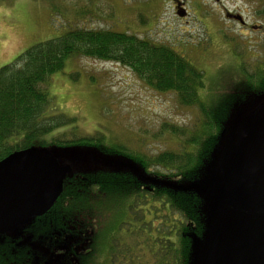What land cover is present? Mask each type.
<instances>
[{
  "label": "trees",
  "instance_id": "obj_1",
  "mask_svg": "<svg viewBox=\"0 0 264 264\" xmlns=\"http://www.w3.org/2000/svg\"><path fill=\"white\" fill-rule=\"evenodd\" d=\"M258 15L261 29L264 7ZM78 57L131 68L149 87L196 107L199 124L189 130L165 123L161 135L170 133L178 149L156 153L135 150L101 130L84 137L65 138V131L48 136L74 121L51 103L48 85ZM244 63L239 85L245 92L264 90V70L257 65L248 73ZM207 80L204 70L167 43L80 25L1 67L0 160L33 145L82 147L93 154L71 161L64 192L50 212L0 236V264H191L190 234H201L209 218L210 197L198 186L208 183L207 169L216 172L227 136L224 109L203 97Z\"/></svg>",
  "mask_w": 264,
  "mask_h": 264
},
{
  "label": "rangeland",
  "instance_id": "obj_2",
  "mask_svg": "<svg viewBox=\"0 0 264 264\" xmlns=\"http://www.w3.org/2000/svg\"><path fill=\"white\" fill-rule=\"evenodd\" d=\"M262 7L264 0H0V68L72 25L136 33L169 44L206 72L203 97L214 108L224 109L227 134L264 102V90L245 92L239 85L242 60L248 73L257 65L264 70V28L256 27ZM227 12L241 14L247 23L233 21ZM48 89L58 111L74 118L48 136L65 131V138L84 137L101 130L135 150L156 153L178 149L170 133L161 135L165 123L193 130L201 120L196 107L182 105L173 92L154 90L131 68L116 62L70 59L53 74ZM49 148L63 164L93 154L82 147ZM211 176L209 168L204 179ZM211 202L208 198L205 204L208 213ZM243 202L244 209L264 206ZM247 211L253 210L222 219L219 264H264V218ZM190 237L191 263L209 264V226Z\"/></svg>",
  "mask_w": 264,
  "mask_h": 264
},
{
  "label": "water",
  "instance_id": "obj_3",
  "mask_svg": "<svg viewBox=\"0 0 264 264\" xmlns=\"http://www.w3.org/2000/svg\"><path fill=\"white\" fill-rule=\"evenodd\" d=\"M228 16L246 23L240 14ZM217 162L208 183L198 186L212 199L207 224L209 264H219L222 219L229 220L231 215H242L246 210L264 218V206L244 209L247 204L243 202L264 204V102L228 131ZM72 167L70 163H61L60 156L49 147L36 145L0 160V236L14 233L50 212L64 192Z\"/></svg>",
  "mask_w": 264,
  "mask_h": 264
},
{
  "label": "flooded vegetation",
  "instance_id": "obj_4",
  "mask_svg": "<svg viewBox=\"0 0 264 264\" xmlns=\"http://www.w3.org/2000/svg\"><path fill=\"white\" fill-rule=\"evenodd\" d=\"M227 13H228V12H227ZM227 13H226V14H227ZM233 21H234V19H233Z\"/></svg>",
  "mask_w": 264,
  "mask_h": 264
}]
</instances>
